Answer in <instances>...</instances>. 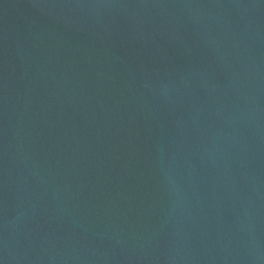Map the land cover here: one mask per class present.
Wrapping results in <instances>:
<instances>
[{
  "label": "water",
  "instance_id": "obj_1",
  "mask_svg": "<svg viewBox=\"0 0 264 264\" xmlns=\"http://www.w3.org/2000/svg\"><path fill=\"white\" fill-rule=\"evenodd\" d=\"M0 264H264V0H0Z\"/></svg>",
  "mask_w": 264,
  "mask_h": 264
}]
</instances>
